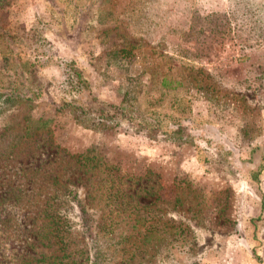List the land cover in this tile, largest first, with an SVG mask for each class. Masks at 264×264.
Masks as SVG:
<instances>
[{
    "label": "rangeland",
    "instance_id": "1",
    "mask_svg": "<svg viewBox=\"0 0 264 264\" xmlns=\"http://www.w3.org/2000/svg\"><path fill=\"white\" fill-rule=\"evenodd\" d=\"M0 264H264V0H0Z\"/></svg>",
    "mask_w": 264,
    "mask_h": 264
},
{
    "label": "trees",
    "instance_id": "2",
    "mask_svg": "<svg viewBox=\"0 0 264 264\" xmlns=\"http://www.w3.org/2000/svg\"><path fill=\"white\" fill-rule=\"evenodd\" d=\"M23 88H25V87H23ZM18 90H19V89H18ZM18 90H17V91H18ZM27 90H28L29 92H28ZM15 91H16V90H15ZM12 92H14V91L12 90ZM30 92H32V91L29 90L28 88H26V89H24L23 92H21V93H23L22 95H24L25 97H28V96H26V95H28ZM20 95H21V94H20ZM10 96H11V95L7 94L6 97H3L4 102H7ZM7 97H8V98H7Z\"/></svg>",
    "mask_w": 264,
    "mask_h": 264
}]
</instances>
